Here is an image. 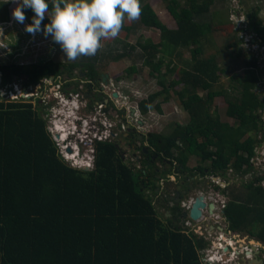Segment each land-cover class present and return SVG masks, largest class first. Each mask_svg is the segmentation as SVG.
Here are the masks:
<instances>
[{
  "label": "trees",
  "instance_id": "16d2710c",
  "mask_svg": "<svg viewBox=\"0 0 264 264\" xmlns=\"http://www.w3.org/2000/svg\"><path fill=\"white\" fill-rule=\"evenodd\" d=\"M214 1L188 0L180 10L179 3L172 0L168 9L176 29L163 24L150 4L141 7L140 24L160 31L158 45L138 44L152 76L165 65L163 58L154 64L159 53H166L161 46L175 48L180 61L179 50L191 49V59L182 60L180 72L175 61L166 66L169 74L177 72L180 78L169 87L183 86L180 103L190 115L189 123L177 124L164 134L143 136L133 128L128 131L130 137L136 134L144 141V160H139L142 169L126 162L118 142L97 143L93 170L72 168L47 129L44 106L0 97V264H205L201 249L206 248V240L178 225L179 218L169 224L161 219L150 193L161 198L166 191L161 190L160 182L163 180L167 189L171 180L168 170L155 167L157 161L170 164L177 177L189 171L190 157L211 162L210 167L195 169L199 174L221 178L232 170L244 175L252 167L257 147L264 143L263 75L258 58L242 54L245 59L240 67L241 53L231 65L219 62L216 52L222 53L220 49L205 54V45L217 42L208 39L213 25L198 18L210 13ZM49 4L51 8V0ZM25 10L31 24L34 12ZM247 18L264 44V21L259 12L251 11ZM3 20H8L7 13ZM47 23L45 17L41 27ZM240 43H234L238 50ZM136 49L131 47V51ZM125 52L114 57L112 52L101 54L98 50L88 59L80 56L69 64L5 65L0 66V72L5 82L17 78L35 87L51 76H62L63 69L71 74L80 67L95 78L96 64L102 58L118 62L128 57ZM240 68L242 77L236 76ZM222 74L231 79L225 91L215 89ZM199 89L206 97L199 95ZM161 94L140 101L142 113L154 106L162 114V103L155 104ZM220 96L227 98L226 115L237 128L210 114L211 102ZM167 102L168 97L163 103ZM244 187L245 193L236 192L225 208L230 227L264 241V188L254 182Z\"/></svg>",
  "mask_w": 264,
  "mask_h": 264
},
{
  "label": "rangeland",
  "instance_id": "374dc122",
  "mask_svg": "<svg viewBox=\"0 0 264 264\" xmlns=\"http://www.w3.org/2000/svg\"><path fill=\"white\" fill-rule=\"evenodd\" d=\"M171 1L172 0H140V5L142 7L147 3L150 4L163 24L167 25L171 29H176V21L168 9ZM176 1L180 5V10L188 3V0ZM19 2H21V0H0V66L42 65L48 63V61H53L57 64H69L75 62L76 60H80L81 57H78L75 60H69L60 45L57 44L50 35H45L42 27L41 30L37 31L35 34L27 32L25 30V26L29 24L27 20L28 17L25 19L24 23H19L12 15L13 9ZM25 9L24 13L26 12ZM251 11L259 12L260 19L264 21V0H215L209 11L210 13L202 15L198 18V20L201 19V22L208 24L211 23L213 25V35H208V39L212 40L214 38L217 40V44L210 45L209 41V43L205 45V54H214L216 50L220 49L222 53L216 52L219 62L221 64L223 62L224 65H231L232 63L238 62L236 59L241 53L239 56L241 60L238 64L242 67L244 65V55H247V53H253L247 50V48L249 49L251 42L246 43L240 39L241 33L236 30L238 28L237 22L241 21V19L243 21V18H246V23L244 24L241 22V24H244V26L248 28L249 25L247 23H249V20L247 17ZM6 13L8 20L4 21L3 19ZM45 17H48L47 14ZM242 25L240 27H242ZM251 30L253 31V29ZM244 37L247 38L246 36ZM238 41L239 43L241 42V50H238V47L234 46V43H238ZM146 42H153L155 45L161 43L160 31L143 27L140 24L139 19L135 21H128L125 18L123 27L118 36L113 39L101 40L102 47L99 51L101 54L112 52L114 57L117 56L118 53L126 51L125 53H129L128 57L118 62L114 61L113 58H102L99 63L96 64L97 74H95V78H90L89 73L87 74V72L84 73L86 76H83V80L92 81L91 84H93L94 88V90L91 91V93L95 94L91 100V112L98 115L100 109L98 104H101L102 101H99L100 97L97 95V92H100L101 88H104L109 94L111 105L108 107L109 109L106 110L108 105L104 102V107L101 108L107 113L110 112V110L112 111V117L114 120L108 114V117H110L109 123L112 124L111 126L113 128H118V126H116L117 121H123L125 126H128V128L126 126V130L124 131L125 134L120 139V143L119 141L118 143L120 149L124 152L123 155H126V162L131 164V166L135 167L137 170L143 168V165L139 164L138 161L142 157L144 160V156H142L141 152L144 149L145 144L144 141L141 140V137H139L140 139L136 137V134L134 137H130L128 133L129 128L135 129V132L138 134L147 136L150 133H169L175 125H187L190 121L189 113L180 103L181 100L179 93L182 92L183 86H178L175 89H170L169 87L172 81H178L180 78L178 77L177 72L169 74L166 66L169 62L175 61V64H177V70L180 72L181 69H184L182 60L191 59V49L179 50L182 54V60L180 61L176 58L177 51L175 48L172 50L171 47L166 46V44L161 46V48L164 47L163 51L166 53H159L154 59V64L163 58L165 65L161 72H155L152 76L153 70L145 65V59H143L141 49L138 46L139 43ZM132 46H135L137 49L135 51H131ZM90 57L91 56H87V59ZM232 57L234 58L232 59ZM78 71L83 70L78 67L75 69V72ZM236 73V76H241L243 71L241 69ZM64 75L65 76L62 75L61 77L63 80L64 78L69 79V76L66 75V73H64ZM227 76L229 75H220L221 79L215 87L216 90L225 91L230 87L231 79ZM16 79L17 78H14L13 81ZM9 83V81L5 82L2 78V84L0 85V97L3 99L8 98V91L13 89V87L7 88L10 85ZM162 83H164L165 86H162ZM164 88H169L168 92H164ZM3 92L6 94L5 96H2ZM159 92H162L163 94L158 97L155 104L162 103V114L157 112L153 108L154 106L147 114L142 113L138 105L139 102L146 99L148 96ZM197 92L201 97H206L207 93L202 89H199ZM115 94L117 97H115ZM235 94L238 95L237 92H235ZM167 97L169 98V102L163 103ZM233 97H235L234 94L231 96V99ZM227 104L226 97L220 96L215 98L213 102H211L209 110L210 114L213 116H219L222 121L228 122L230 125L237 128L236 125L238 124L226 115ZM124 120L127 121L129 125L126 124ZM65 121L68 123L67 120ZM235 136L238 138L237 135ZM258 163L259 160L257 157L252 162L251 169L244 175L241 173L236 174L230 170L226 177H219L223 182H225V188H218L219 186H217L216 181L212 179L213 176H210V174L209 176L202 175L195 170L198 167H210V161L202 162L196 157H190L188 162L189 171H186L183 176L179 177L173 174V167H171L170 164L163 165L161 161H157L155 167L158 170H168L167 176L170 174L172 179L170 180L167 189L164 188V183L161 182V190L166 191L165 195L159 198L154 196L152 192V194L150 193V196L153 198L161 219L169 224V220L174 219L176 222L179 218V222H177V224L182 228L188 230L191 229L199 237L205 239L207 244L206 248H208L211 245L210 239L213 238L212 235L217 236L218 233L216 231L211 234L196 232L195 229H199L197 226L203 225L205 220L195 222V228L186 227V221L193 223L194 220L192 221L189 216L182 217V212L187 210L184 203L187 202L189 198L195 197L201 192H204L207 196H211L216 193V191H220V194H225L228 200H230L232 199V195L238 191L239 193H245L246 189L244 185H248L251 182H254L255 185L260 184L263 187L264 164L259 165ZM94 168L95 165L91 167V170ZM158 173H160V171L157 172V174ZM260 177L263 178L261 179V182H259L260 180L258 181ZM189 185H192V191H187L184 196H181V200L176 202L179 212L176 210L175 213L173 210V202L175 201L172 202L170 197L168 198L167 196L168 194L176 196L177 192L184 191L186 186ZM157 202L159 203L157 204ZM179 213L181 216H179ZM205 219H209L208 221L211 222L214 219V216H211V214L207 211ZM219 221V223H223V218H221V220L219 219ZM237 233L243 236H249L250 239L259 241L257 243H259L261 247H264V241L258 239L254 235L252 236L246 230H241ZM205 250L206 249H201V254H204L203 251Z\"/></svg>",
  "mask_w": 264,
  "mask_h": 264
},
{
  "label": "built area",
  "instance_id": "2783aa9c",
  "mask_svg": "<svg viewBox=\"0 0 264 264\" xmlns=\"http://www.w3.org/2000/svg\"><path fill=\"white\" fill-rule=\"evenodd\" d=\"M241 22L245 24L246 18L237 22L238 28L236 30L241 33V40L246 43L251 42L247 50L259 60V68L263 75L262 89L264 90V45L257 37V34L249 26L246 28ZM247 24L249 25V23ZM241 25L242 27H240ZM9 84L7 88L13 87V89L8 91L9 97L6 98L7 100L31 101L36 106L40 107L42 105L45 107L47 129L55 141L62 158L72 168L93 167L96 161L97 143L120 142V139L125 134L124 131L127 125L125 126L123 121L122 123L116 119L118 128H113L112 124L109 123L110 117L112 119L113 117L110 112L107 113L102 110L101 107H104V102L98 104L100 107L98 115L94 114L89 109V100L80 91L67 90L65 88L66 84L61 80L56 84H51L50 81H47L43 91L32 86L27 87L22 79H16ZM5 95L3 92L2 96ZM108 114L110 117H108ZM69 150H71V153L68 152ZM258 164H264V143L261 150V160ZM212 179L226 186L224 182L215 178ZM209 197L215 203L223 202L222 206H225V199L222 196L214 193ZM194 202L195 198L192 197L184 203L188 212H190ZM204 209H202V215L205 211L207 212ZM191 220L193 221L194 219L191 218ZM200 220H202V216L194 221ZM185 226L195 228L194 222L186 221ZM197 230L195 231L202 233L200 229ZM224 240L225 242L222 241L223 243H219L220 245L215 242L214 245L205 248L206 250L202 254V260L205 264H247V260L249 261L248 264H254L252 261L264 257V252H262V247L259 243H256L248 236L234 233L232 237L224 238Z\"/></svg>",
  "mask_w": 264,
  "mask_h": 264
},
{
  "label": "clouds",
  "instance_id": "9594fccd",
  "mask_svg": "<svg viewBox=\"0 0 264 264\" xmlns=\"http://www.w3.org/2000/svg\"><path fill=\"white\" fill-rule=\"evenodd\" d=\"M25 8H30L34 12L32 23L26 25L25 30L32 34L40 31L41 23L47 14L49 23L44 24L43 31L45 35H50L60 45L69 60H75L80 56L95 55L102 47L101 40L113 39L118 36L125 18L128 21H135L141 16L140 0H51V8L49 0H21V2L17 3L12 13L14 19L19 23H24L26 19ZM47 81L49 79L43 85L36 87L33 85L29 86L43 91ZM74 90L80 91V88ZM98 93L99 91L97 95ZM90 94H92L90 97L84 95L89 100V109L92 106L91 100L95 96L94 93ZM99 101L106 102L108 105L107 110L109 109L108 107L111 103L109 94L106 91ZM41 106L40 108H43ZM43 109L45 111V108ZM110 113L113 115L111 110ZM125 122L128 124L127 121ZM130 129L133 131L132 128H129L128 131ZM94 165H96V161ZM74 169L86 172L91 171L89 167ZM213 178L223 182L220 178ZM161 182L164 183L163 180ZM185 212L189 215L187 210ZM254 241L256 243L259 242L257 240ZM262 252H264L263 246ZM248 262L247 260V264ZM252 263L264 264V257H260L252 261Z\"/></svg>",
  "mask_w": 264,
  "mask_h": 264
},
{
  "label": "flooded vegetation",
  "instance_id": "af4514ba",
  "mask_svg": "<svg viewBox=\"0 0 264 264\" xmlns=\"http://www.w3.org/2000/svg\"><path fill=\"white\" fill-rule=\"evenodd\" d=\"M262 44H263V42H262ZM48 62H51V61H48ZM80 66L82 67L83 65H80ZM63 72H65L66 75L69 76V79H65L64 78V80H63L61 78L62 76H60V77L51 76L49 78L50 83L51 84H56V83H58V81L61 80V81L64 82V84H66L65 88L67 90H71L72 89L73 91H76L74 89L80 88V93L82 95H86V96H89V97L92 95V94H90L91 91L94 90L93 84H91L92 81H90V80H83V76H86V75H84L83 71L75 72V70H74L73 73L70 74L69 71L63 69ZM63 76H65V75L63 74ZM104 93H105V89L104 88H101V91L98 93V95L100 97H102ZM216 184L220 188H225V186H223L222 184H219L217 182H216ZM192 188H193L192 185L186 186V188L184 189V191H180L181 195L183 193L185 194L189 190L191 192L192 191ZM184 194H183V196H184ZM216 194H218L219 196H222L225 199V206H222L223 202H221V203H215V202H213L214 200H211L210 197L207 196L204 192L203 193L201 192V193H199V195H197V196L194 197L196 199L199 196H203L204 197V202H206V206H205V209L204 210H207L208 213L211 214V216L212 215L214 216V219L211 222H209L208 221L209 219H205L206 218V213H207L205 211L204 214L202 215V220H200V221L205 220L204 221V224L201 225V226H197L200 229V231H202V233L205 232L207 234H211L214 231H216L218 233L217 236L212 235L213 238L210 239L211 240V245H214L215 242L218 245H220L219 243H221L222 241L225 242L224 238L227 239L229 237H232V234L237 233L236 231H234L233 229H231L230 222H229V220H228V218L226 216V213H225V208H226V206H227V204L229 202L227 196L225 194H223V193L220 194V191H216ZM167 197L168 198L170 197V199H171L172 202L175 201V198H174L175 196H173L171 194H168ZM173 203H174L173 210L175 209V207H177V210H178V205L176 204V201L173 202ZM210 205H213V208H210ZM178 212H179V210H178ZM204 216H205V218H204ZM221 218H223V221H222L223 223H219L220 222L219 219L221 220ZM200 221H194V223L195 222H200ZM195 230H197V229H195ZM238 244H240V243H238Z\"/></svg>",
  "mask_w": 264,
  "mask_h": 264
},
{
  "label": "water",
  "instance_id": "95a60500",
  "mask_svg": "<svg viewBox=\"0 0 264 264\" xmlns=\"http://www.w3.org/2000/svg\"><path fill=\"white\" fill-rule=\"evenodd\" d=\"M1 83H2V73L0 72V84ZM115 97H117L116 94H115ZM68 152L71 153V150H69ZM182 195L180 192H177L176 196H175V201L176 202L180 201L181 200L180 198ZM205 206H206V202H204V197L203 196L197 197L195 199V202L192 205L190 212H189V216L194 220H198L202 216V209L205 208ZM210 208H213V205H210ZM182 216L186 217V216H188V213L184 212Z\"/></svg>",
  "mask_w": 264,
  "mask_h": 264
},
{
  "label": "crops",
  "instance_id": "0c3cea01",
  "mask_svg": "<svg viewBox=\"0 0 264 264\" xmlns=\"http://www.w3.org/2000/svg\"><path fill=\"white\" fill-rule=\"evenodd\" d=\"M249 23H250V20H249ZM257 36H258V35H257ZM258 37H259V36H258ZM216 42H217V40H216ZM262 147H263V144H262L261 146L257 147V150H256L257 154H256V156L252 159V162H253L254 159L257 158V157H258V160H259V161L261 160V150H262Z\"/></svg>",
  "mask_w": 264,
  "mask_h": 264
}]
</instances>
